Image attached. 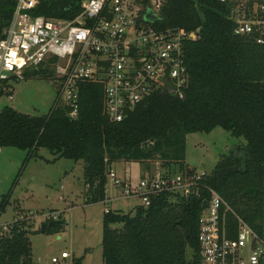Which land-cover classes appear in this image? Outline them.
Here are the masks:
<instances>
[{
    "label": "trees",
    "instance_id": "1",
    "mask_svg": "<svg viewBox=\"0 0 264 264\" xmlns=\"http://www.w3.org/2000/svg\"><path fill=\"white\" fill-rule=\"evenodd\" d=\"M81 1H45L35 11L71 17ZM200 6L202 15L195 0H167L160 12L163 27L197 34L184 44L188 80L183 97L156 93L121 121H111L104 112L103 84L86 81L79 90L75 117L56 101L42 115L10 106L0 109V147L25 150L24 161L39 157L38 150L45 148L55 158L83 162L86 204L107 198L108 174L120 162L139 163L147 171L155 163L162 175L197 174L186 161L187 134L221 127L245 139L243 146L220 154L211 171L200 176L198 195L164 191L151 195L148 206L136 205L128 212L107 205L102 264H199L198 221L210 189L264 238V45L253 35L234 33L230 3L200 0ZM14 8L15 0H0V38ZM25 74L48 78L52 72L39 67ZM10 195L11 191L2 195L0 213ZM22 213L16 212L0 235V264H34L29 240L33 221L19 218ZM60 217L59 213L57 219L46 221L45 231L59 228ZM228 221L235 226L232 215ZM72 264H82V257Z\"/></svg>",
    "mask_w": 264,
    "mask_h": 264
},
{
    "label": "built area",
    "instance_id": "2",
    "mask_svg": "<svg viewBox=\"0 0 264 264\" xmlns=\"http://www.w3.org/2000/svg\"><path fill=\"white\" fill-rule=\"evenodd\" d=\"M45 1L54 0H15L0 38V92L8 89L9 80L22 79L25 69L46 67L57 83L56 106H65L69 116H77L81 84L101 82L104 112L111 121H121L156 93L184 96L188 80L184 44L197 34L162 26L160 12L167 0H82L78 11L64 18L37 14L35 10L42 9ZM218 1L232 5L229 17L234 33L253 35L264 45V0ZM206 173L147 174L135 189L128 173L118 179L111 169L108 176L114 187L122 188L120 198L136 195L146 207L151 195L164 191L198 195L197 180ZM204 202L197 232L199 264H264V238L213 189ZM228 215L236 219L235 226ZM18 217L34 216L24 212ZM9 223L0 224V235L7 232ZM68 256L63 252L51 261Z\"/></svg>",
    "mask_w": 264,
    "mask_h": 264
},
{
    "label": "rangeland",
    "instance_id": "3",
    "mask_svg": "<svg viewBox=\"0 0 264 264\" xmlns=\"http://www.w3.org/2000/svg\"><path fill=\"white\" fill-rule=\"evenodd\" d=\"M34 68L24 70L23 78L11 79L12 87L0 93V109L10 106L27 114H46L57 97L56 80L38 75L26 76ZM243 137L232 136L221 127L209 132H194L186 135V161L198 173L210 172L220 154L243 146ZM39 157L26 161V151L17 147H0V200L11 191L9 202L0 213V224L13 220L16 212L32 214L29 234L34 264H72L74 258L82 257V264H102V247L98 242L99 223L107 205L128 212L141 199L133 195L120 198L122 188L113 186L108 176L106 197L115 198L109 204L97 202L86 204L83 198V162L68 158H55L45 148L38 150ZM147 171L139 163L120 162L112 167L116 178L123 179L128 173L131 188L148 172L158 173L157 164L152 163ZM15 181V184H14ZM54 211V212H53ZM61 226L40 232L41 225L50 218H58ZM63 252L68 257L53 263L52 257L60 258ZM189 254V253H188Z\"/></svg>",
    "mask_w": 264,
    "mask_h": 264
},
{
    "label": "water",
    "instance_id": "4",
    "mask_svg": "<svg viewBox=\"0 0 264 264\" xmlns=\"http://www.w3.org/2000/svg\"><path fill=\"white\" fill-rule=\"evenodd\" d=\"M195 4H196V8H197V11L199 13V15H202V10H201V6H200V0H195ZM206 204L205 202L202 204V208H205ZM53 225V222H50L49 223V227ZM104 223L103 221H101L99 223V229H98V242L100 245L103 244V240H104ZM40 232H45V225H41V229H40Z\"/></svg>",
    "mask_w": 264,
    "mask_h": 264
},
{
    "label": "crops",
    "instance_id": "5",
    "mask_svg": "<svg viewBox=\"0 0 264 264\" xmlns=\"http://www.w3.org/2000/svg\"><path fill=\"white\" fill-rule=\"evenodd\" d=\"M104 202V201H103ZM112 209H116V208H112Z\"/></svg>",
    "mask_w": 264,
    "mask_h": 264
}]
</instances>
